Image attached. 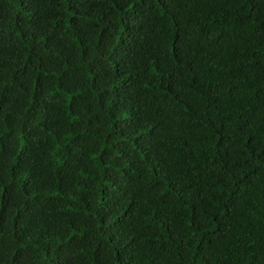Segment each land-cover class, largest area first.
<instances>
[{"label":"trees","instance_id":"16d2710c","mask_svg":"<svg viewBox=\"0 0 264 264\" xmlns=\"http://www.w3.org/2000/svg\"><path fill=\"white\" fill-rule=\"evenodd\" d=\"M0 264H264V0H0Z\"/></svg>","mask_w":264,"mask_h":264}]
</instances>
